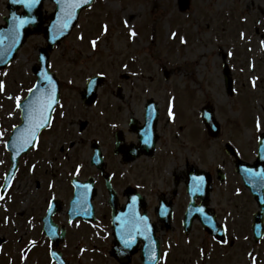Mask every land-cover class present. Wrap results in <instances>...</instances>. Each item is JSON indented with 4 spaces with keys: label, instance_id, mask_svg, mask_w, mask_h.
<instances>
[{
    "label": "flooded vegetation",
    "instance_id": "obj_1",
    "mask_svg": "<svg viewBox=\"0 0 264 264\" xmlns=\"http://www.w3.org/2000/svg\"><path fill=\"white\" fill-rule=\"evenodd\" d=\"M252 10L236 9L241 30L251 27L255 19L256 26L264 25V13L253 18ZM260 39L264 40V32ZM235 58L229 62L232 76ZM113 89L103 86L90 106L83 103L79 91L75 99L79 108L66 105L62 97L52 126L39 137L38 149L20 159L12 183L4 191L5 176L0 174V195L4 197L0 199V255L5 251L6 264H223L225 247L209 238L200 218L210 216L211 208L221 224L239 225L229 232L230 238L253 236L257 203L237 169L243 170L242 164L256 167L264 131H258L248 154L237 143L232 146L234 159L229 158L236 188L231 206L221 202L220 193L215 195L213 190L206 208L201 200L204 191H188L198 166L181 165L180 159L191 153L193 135L179 121L169 97L166 104H160L142 94L129 103L124 88ZM55 127L59 134L50 143L62 145L49 158L41 146L45 149ZM90 129L91 136H86ZM203 130L206 146L211 140ZM85 148L88 160L83 163ZM7 163L10 166V157ZM208 172L216 188L218 169ZM28 176L31 181L21 183ZM191 204L196 220L187 233L184 220ZM9 214L16 216L7 219ZM200 238L204 252L206 244L214 245L203 258L197 254ZM125 240L130 241L127 246ZM251 251L255 262L248 264H264L258 261L264 259L257 258L256 247ZM179 253L187 261L179 262Z\"/></svg>",
    "mask_w": 264,
    "mask_h": 264
},
{
    "label": "rangeland",
    "instance_id": "obj_2",
    "mask_svg": "<svg viewBox=\"0 0 264 264\" xmlns=\"http://www.w3.org/2000/svg\"><path fill=\"white\" fill-rule=\"evenodd\" d=\"M7 5L8 0H0V25L8 16ZM248 7L253 8V18L261 17L264 0H190L186 12L179 10V0H98L80 15L76 29L51 54V70L62 83L65 104L79 108L80 103L78 106L75 101L78 92L85 87L88 78L98 74L106 76L105 88L113 87L114 92L117 87L124 88L129 103H133L131 100L135 96L145 94V98L166 104L169 93L174 91L177 96L173 95L171 100L176 97L174 110L179 121L189 128L193 142L201 147L199 150L193 145L189 156L180 159L181 165L189 162L198 167H222L229 179L227 184L217 188L215 195L220 193V201L231 206L236 181L231 174L233 161L226 156L224 145L237 143L244 154H248L258 131H264V44L260 43L264 25L257 26V31L254 20L251 27L238 32L241 26L239 23L235 26L238 21L233 19L237 8L243 11ZM54 10L55 5L47 0L43 7L45 23L49 22ZM133 31L134 37L130 35ZM92 40L97 41L95 49ZM45 46L43 34L33 35L11 65L13 67L0 71V82L4 85L0 91L4 94L0 93V174L7 169L6 135H10L12 125L17 121L13 114L18 109L14 93L22 96L26 87L35 81L32 69L37 65L39 50ZM224 55L228 57L227 63H231L232 55L237 60L232 76L233 94L225 88ZM165 74L169 75L168 82L164 80ZM170 86L175 87L167 89ZM208 104L213 106L221 134L220 138L203 147L205 134L200 113ZM64 127L68 135V121L64 122ZM75 128L71 127V130ZM57 131L56 128L53 135L48 134L45 149L41 146V151H48L46 156L49 158H53L62 145L61 142L50 143L55 141ZM91 134L90 129L85 135ZM65 144L68 151L69 143L66 141ZM87 158L85 148L81 154L82 162L86 163ZM29 177H23L21 183L31 181ZM19 192L23 193L22 190ZM15 216L9 214L6 218L14 219ZM233 242L222 250L226 257L221 263L248 264L244 247L247 246L249 251L254 246L253 240L237 235ZM256 252L259 253L257 258L264 259V242ZM181 255L179 253V262L187 261V257ZM232 255H236L233 262L229 261ZM0 257L1 264H6L5 251Z\"/></svg>",
    "mask_w": 264,
    "mask_h": 264
},
{
    "label": "snow or ice",
    "instance_id": "obj_3",
    "mask_svg": "<svg viewBox=\"0 0 264 264\" xmlns=\"http://www.w3.org/2000/svg\"><path fill=\"white\" fill-rule=\"evenodd\" d=\"M13 3H22L24 4L29 10L33 8L34 5L38 4L40 0H12ZM57 4H61V0H56ZM93 0H66L65 5L61 8V12L63 13L62 19L60 20L58 25H54V29L59 27L60 31L66 30L71 20L73 19V14L76 12L77 9H83L85 6H90ZM65 8L67 11L65 12ZM15 19V18H14ZM26 23H28L27 20L19 19L17 24V34L19 31V28L23 27ZM127 26V21L125 22ZM104 31L107 32V26H104ZM133 37L136 35V33L133 31L130 33ZM173 36L176 34L173 33ZM244 34L241 33V38H243ZM83 39V37H80ZM183 42V41H182ZM264 43V42H262ZM92 48L95 49L97 46V41L92 40L91 41ZM231 55V53H229ZM7 75V73H5ZM43 83L47 85V89L45 92H41V95L36 98V100H29L27 102V108H26V116L28 119V127L26 129V133L22 134L23 138V144L21 145H28L29 147H35V142L37 141V133L40 129L49 126L50 120H51V112L54 110V106L58 103L56 99V85L52 78L45 73L43 76ZM89 83H92L90 80ZM255 84V82H253ZM4 85L2 82H0V91H3ZM40 91L39 88L36 89H29L30 93L35 94V92ZM13 97H9V99H12ZM16 100V106L18 108L22 107V101L20 97H15ZM169 117H173V113L171 110V107L169 108ZM259 123L257 124V128L259 130ZM2 135V133H0ZM264 143V140L261 141ZM79 171V169H77ZM199 181L203 182V177L199 178ZM193 192H197L200 190V185L197 184L193 187ZM0 199H4L3 195H0ZM200 211H203L202 209ZM207 220L208 218L205 217ZM146 220V218H145ZM226 231V229H225ZM224 244H227V240L221 241ZM125 245L127 246L130 241L125 240Z\"/></svg>",
    "mask_w": 264,
    "mask_h": 264
},
{
    "label": "water",
    "instance_id": "obj_4",
    "mask_svg": "<svg viewBox=\"0 0 264 264\" xmlns=\"http://www.w3.org/2000/svg\"><path fill=\"white\" fill-rule=\"evenodd\" d=\"M44 0H40V2L36 5L33 6V8L31 10H29L24 4L22 3H13L12 0H10V4H9V9L11 11L10 14V18L6 19V22L8 23L7 27H1L0 28V32L1 31H10L12 38L15 37V33L17 31V25L19 19H21L22 16H18L17 15V11L20 9V7L24 6L25 7V12L28 14V16L26 17L25 20L28 21V23H26L27 25L29 24H33V26L38 27L41 25V21L39 19L40 15H41V8H42V4H43ZM56 4V0H53ZM94 1V0H93ZM66 0H61V4H57L58 8L56 13L52 16V23L51 25L46 29L45 33L48 36V42H49V46H48V50L52 51L55 44H59L64 38H66L69 33L71 32V30L73 29V27L75 26V24L77 23L78 20V15L81 12V10L83 9H77L76 12L73 14V19L70 22L69 27L66 30H63L62 32L60 31L59 27L54 29V25H58L60 20L62 19V15L63 13L61 12V8L65 5ZM93 3V2H92ZM91 3V4H92ZM88 6H85V8ZM188 7V0H182V10L187 9ZM67 11V9L65 8V12ZM15 18V19H14ZM15 24V25H13ZM28 30L29 29H24L25 33H24V38L22 40L21 43L18 44H13L11 43L10 45L7 43H0V66L4 67L5 65L9 64L10 61L13 59L12 56L16 55L17 51L20 49V47L23 45L24 43V39L27 37L28 34ZM2 39L0 38V41ZM41 62L43 64V70L47 72L48 74V53H47V49L42 50L41 52ZM42 70V69H41ZM52 80L54 81L55 85H56V90H57V82L54 80V76L51 74H48ZM97 87V86H96ZM96 89V88H95ZM206 117V116H205ZM206 120L208 121V124H214L213 121V116L211 113V110H209V115H207ZM263 196V193H262ZM263 208H264V202H263ZM264 212L262 213L261 218L258 219V228L259 231L262 230L263 227V219H264Z\"/></svg>",
    "mask_w": 264,
    "mask_h": 264
}]
</instances>
